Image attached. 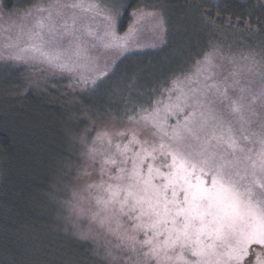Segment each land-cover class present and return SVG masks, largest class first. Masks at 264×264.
Returning <instances> with one entry per match:
<instances>
[{
    "label": "snow or ice",
    "instance_id": "6c2138e0",
    "mask_svg": "<svg viewBox=\"0 0 264 264\" xmlns=\"http://www.w3.org/2000/svg\"><path fill=\"white\" fill-rule=\"evenodd\" d=\"M9 3L0 0V11ZM104 4H32L14 42L5 45L18 49L9 58L47 64L68 74L73 92H94L109 75L100 49L128 47L127 37L117 34L125 6ZM132 15L166 31L155 12ZM97 17L103 35L92 28ZM226 39L210 33L170 87L125 114L128 127L104 131L81 154L77 180L87 179L67 204L77 218H87L89 233L105 237L109 256V238L115 239L121 258L113 264H264V43L237 54ZM0 258L29 264L3 252Z\"/></svg>",
    "mask_w": 264,
    "mask_h": 264
},
{
    "label": "trees",
    "instance_id": "16d2710c",
    "mask_svg": "<svg viewBox=\"0 0 264 264\" xmlns=\"http://www.w3.org/2000/svg\"><path fill=\"white\" fill-rule=\"evenodd\" d=\"M46 1L10 0L8 7L0 11V46L3 48L0 53L6 60V64L0 67V252L14 255L29 264H113L114 260L121 258L119 249L115 248L109 256L104 245L98 246L96 242L76 236L68 230V221L63 220L59 198L65 193L58 180L59 176L66 178L67 170L63 166L66 159L63 158L66 154V158L70 156L68 142L71 140L59 131V119L64 115V104H67L62 95L65 81L47 93L33 89L14 93L25 88L30 79L23 68H15L14 60L9 58L17 54L18 49L5 45L14 42L24 9ZM87 2L89 0H85ZM92 2L100 3L102 8L105 6L104 0ZM107 2L125 6L117 17V34L127 37L128 47L127 50L100 49L103 52L100 66L103 68L107 63L109 75L99 84L106 90L101 89L98 93L108 94L105 101L110 105L107 111L111 112L100 116L103 119L119 116L126 121L128 109L149 102L162 87H169L176 67L190 61L206 45L210 33L214 38L227 37L225 44H231L232 49L243 41L247 42V49L257 48L259 42L264 43V0ZM137 9L163 16L166 31L155 27L150 18L136 23L132 14ZM33 22L23 19V23L29 26ZM101 25L102 17H97L92 28L94 31L101 28L100 35H103ZM130 26L133 31L129 34ZM243 50L241 47L239 51ZM165 61L170 66L164 75L158 73L154 89L146 85L148 83H134L151 77L144 72L150 67L162 70L161 63ZM41 64L44 69L50 68ZM130 84L140 87L143 94L136 93ZM155 90L156 95L145 96ZM89 93L80 95V100L87 107L94 105L91 111L96 118L98 110H105L98 103L95 105L94 101L85 100ZM0 264H3L2 258Z\"/></svg>",
    "mask_w": 264,
    "mask_h": 264
},
{
    "label": "rangeland",
    "instance_id": "374dc122",
    "mask_svg": "<svg viewBox=\"0 0 264 264\" xmlns=\"http://www.w3.org/2000/svg\"><path fill=\"white\" fill-rule=\"evenodd\" d=\"M47 2V1H46ZM62 2H66V0H62ZM262 42L257 43V48ZM242 47V50H247V42L243 41L240 43H236V45L233 47L232 51L236 52L237 54L240 53V48ZM3 49L0 46V50ZM199 52V51H198ZM6 60L2 57L0 53V67L2 64H6ZM166 62H162L161 65L163 66V69L159 71L160 68L150 67L148 70H145L144 72L151 75V77H148L143 80L135 81L134 83L138 84L140 82L142 83H148L146 85L150 86L151 88L154 87V82L156 81L155 78H158L159 75H164L167 67H169V62L166 64ZM192 59L190 61H184L180 63L178 67H176L175 71L172 73H179L180 69L185 68L187 66H191ZM14 67L23 68L24 74L27 76V79L29 80V83L25 86V88L20 89L18 91H14L16 94H21L24 92H27L31 89L42 93L46 92L49 89L52 88H58L61 83H63V80L65 81V87L62 91V95L65 96L67 104H64V115L59 119L61 125H59V131L64 132V134H67L70 137V141L68 142L69 145V157L66 158L68 155L63 159H66L65 162H63V166L67 170V174L65 175L66 178L60 177L58 183L63 186L64 188V196L62 198H59L61 200V209H62V216L63 220H67L68 230L72 231L76 236H81V234H85L89 236L90 241L96 242L98 246H105L106 239L103 235H97L95 232L89 233V223L86 217H80L77 218L75 214H73L69 210V205L67 204V201L73 199V192H79L80 189L84 186V180L87 179L86 177L81 180H77L78 175H82L81 167L85 163L84 157L81 155L83 152L87 151L88 148L92 147V141L97 138V136L104 131H107L109 134H112L116 131H122L126 127H128L127 121L123 120L121 117H114L109 116L107 118H101L100 116H107L110 115L111 112L107 111L110 109V105L105 101L106 98H108V94L105 92H99L101 89L106 90V87H98L94 92H90L89 95L85 97V100L87 101H94L93 103L96 105V103L99 104V107L101 109H104L105 111H97L98 115L95 118L92 114L91 109L94 108V105L86 106L84 105V101L80 100V95L85 94L86 92H80L78 89L77 91L73 92L72 90L68 89V82H67V75L66 73H60L58 70H53L50 68H43L42 64L40 65V62H34L29 61L28 63H25L23 61H16L14 60ZM165 68V69H164ZM32 76V77H31ZM166 76V75H165ZM167 77V76H166ZM101 86V85H99ZM171 84L169 85V87ZM130 87L135 88V92H140L143 94V92L140 91V87L137 88L134 84H130ZM71 92V93H70ZM98 94H97V93ZM130 92H133V89L130 88ZM156 90L151 91L150 93L145 94V96L151 94L156 95ZM118 94V93H117ZM155 96L153 97V99ZM107 103V104H104ZM140 105H144L145 107L148 106V102H141L137 105L136 108H138ZM133 108L128 109V113L131 112ZM169 124H175L176 118L170 117ZM85 130L88 131L87 135V145L81 143V136L85 134ZM108 137H104L103 142L98 141L96 148L98 153L103 151V148L106 145ZM116 142L120 143H126L127 141L119 140V139H113V143ZM100 158L99 155L97 157ZM99 165H97V168ZM91 171V169H89ZM95 175V173H93ZM59 191V188H58ZM54 198V197H53ZM56 199L58 200V196H56ZM72 226V227H71ZM112 239V245H109L111 251L113 252L115 247L114 245L117 243L115 239ZM121 256V255H120ZM125 258V257H124ZM127 258V257H126ZM113 262V261H112Z\"/></svg>",
    "mask_w": 264,
    "mask_h": 264
}]
</instances>
